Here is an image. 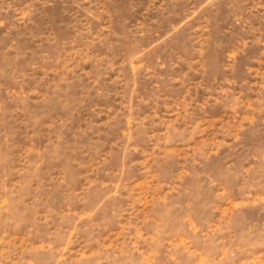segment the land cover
I'll return each instance as SVG.
<instances>
[{
    "label": "rangeland",
    "instance_id": "374dc122",
    "mask_svg": "<svg viewBox=\"0 0 264 264\" xmlns=\"http://www.w3.org/2000/svg\"><path fill=\"white\" fill-rule=\"evenodd\" d=\"M0 264H264V0H0Z\"/></svg>",
    "mask_w": 264,
    "mask_h": 264
}]
</instances>
